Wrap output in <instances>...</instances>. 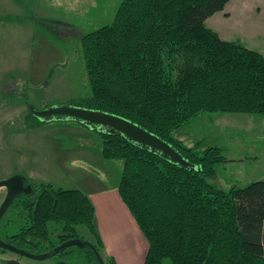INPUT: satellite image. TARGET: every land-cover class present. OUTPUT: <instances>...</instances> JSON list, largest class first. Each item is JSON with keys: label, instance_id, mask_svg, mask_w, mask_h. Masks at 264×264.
Returning <instances> with one entry per match:
<instances>
[{"label": "trees", "instance_id": "trees-1", "mask_svg": "<svg viewBox=\"0 0 264 264\" xmlns=\"http://www.w3.org/2000/svg\"><path fill=\"white\" fill-rule=\"evenodd\" d=\"M227 0H121L112 22L80 39L91 94L66 103L121 116L167 141L193 168L179 166L121 135L97 132L101 154L122 161L116 192L147 241L140 264H264V179L219 188L209 179L224 160L216 145L198 152L173 133L203 111L264 114V56L225 40L205 19ZM28 117L32 119H27ZM25 128L43 121L30 111ZM11 206L26 212L15 244L43 250L84 224L100 253L94 206L76 188L32 184ZM84 264H98L88 246ZM113 264V258L109 257Z\"/></svg>", "mask_w": 264, "mask_h": 264}, {"label": "rangeland", "instance_id": "rangeland-1", "mask_svg": "<svg viewBox=\"0 0 264 264\" xmlns=\"http://www.w3.org/2000/svg\"><path fill=\"white\" fill-rule=\"evenodd\" d=\"M120 2L0 0V179L21 174L31 184L82 189L89 195L104 192L106 202L97 199L96 217L105 231L108 214H114L108 229L114 232L119 226L117 234L106 238L113 254L102 245L100 255L105 263H111L112 257L113 264H140L147 241L135 221L120 214L113 199L122 161L102 156L97 131L75 120L24 127L29 106L43 109L91 94L80 39L111 23ZM204 24L220 38L264 56V0H227ZM173 135L198 152L209 145L220 148L224 160L215 165V176L209 179L219 188L264 179V114L203 111ZM4 196L1 187L0 204ZM25 213L13 206L7 208L0 220V236L17 233ZM47 225L51 240L56 242L59 226L53 222ZM75 229L82 240H95L86 225L78 224ZM9 253L0 256V263L3 257L16 255ZM78 253L72 249L71 263L82 261ZM18 260L20 264L55 262L51 256L37 259L20 254ZM170 263L166 257L160 264Z\"/></svg>", "mask_w": 264, "mask_h": 264}, {"label": "water", "instance_id": "water-1", "mask_svg": "<svg viewBox=\"0 0 264 264\" xmlns=\"http://www.w3.org/2000/svg\"><path fill=\"white\" fill-rule=\"evenodd\" d=\"M29 111L43 122L55 120H75L97 132L121 135L138 147L156 153L172 163L187 168L194 167V164L182 157L181 154L167 141L121 116L75 106L69 103H60L43 109H35L29 106ZM0 187H4L5 189V196L0 204V220L16 196L21 194L27 195L32 193L34 190L32 184L28 181L26 176L21 174H12L8 177L0 179ZM0 246L19 254L37 259L49 257L53 252H57L67 246H88L94 253L98 264H104V261L94 244L90 241L82 240L79 237H72L62 241L56 245L51 252L33 253L27 251L26 249L16 247L10 243H6L1 239ZM5 264L20 263L17 260L8 259L5 261Z\"/></svg>", "mask_w": 264, "mask_h": 264}, {"label": "crops", "instance_id": "crops-1", "mask_svg": "<svg viewBox=\"0 0 264 264\" xmlns=\"http://www.w3.org/2000/svg\"><path fill=\"white\" fill-rule=\"evenodd\" d=\"M1 188V187H0ZM82 192H83V190L82 189H80ZM86 194V193H85ZM105 193L104 192H100V191H98V192H96V193H94V194H92V195H89V194H86L87 196H88V198L91 200V202H92V204H93V206H94V224H95V227H96V231H97V233H98V235L100 236V238H101V241H102V244H103V246H104V249L105 250H107V252L109 253H111V254H113L109 249H108V247H107V241H106V238L107 237H109V236H111V235H115V234H117V232H118V226L116 225L115 227H114V232H112V231H110L108 228L110 227V223L112 222V215H114V214H108L107 215V220H108V222H107V224H106V229H107V231H105V229L103 228V226H102V223H101V220H99L98 218H100L99 216L98 217H96L97 215H96V202H97V199H103V200H101V202H103V203H105L106 201L104 200V195ZM114 197H113V199H115L114 200V202L115 203H117L116 204V207H117V209H118V211H121L120 212V214H124V216H125V218H129L130 219V221H134L133 220V217L130 215V213L128 212V210L126 209V207L124 206V204L120 201V199H119V197H118V195H117V192H116V190H115V194L113 195ZM95 199H96V201H95ZM110 205V204H109ZM128 215H130V216H128ZM116 216V215H115ZM98 219V220H97ZM132 219V220H131ZM114 224H116V223H114ZM121 228V227H120ZM121 230V229H120ZM116 237V236H115ZM146 251V250H145ZM105 252V251H104ZM106 253V252H105ZM109 253V255H111ZM144 254H145V252H144ZM108 255V254H107ZM143 258H144V255H143ZM143 260V259H142ZM115 261V260H114ZM142 262V261H141Z\"/></svg>", "mask_w": 264, "mask_h": 264}, {"label": "flooded vegetation", "instance_id": "flooded-vegetation-1", "mask_svg": "<svg viewBox=\"0 0 264 264\" xmlns=\"http://www.w3.org/2000/svg\"><path fill=\"white\" fill-rule=\"evenodd\" d=\"M28 112H29V108H28ZM24 194H21V195H18L19 197H21V196H23ZM28 195V194H27ZM17 197V196H16ZM14 201V200H13ZM12 201V202H13ZM12 204V203H11ZM11 204L9 205V207L11 206ZM8 207V208H9ZM20 210H22V209H19V211ZM22 211H24V210H22ZM25 212V211H24ZM25 216V217H24ZM23 226L24 225H26L27 224V219H26V213H25V215H23ZM20 229H21V227H20ZM19 229V230H20ZM19 232V231H18ZM17 232V233H18ZM14 234H16V233H14ZM14 234H9V235H5V236H3V237H1L0 236V239L1 240H3L4 242H6V243H10V244H12V245H15L16 247H19V248H23V249H27L29 246H20V245H17V244H15L14 243V241H12L13 239H15V238H13L12 236H14ZM56 235V234H55ZM54 235V236H55ZM55 238H56V242H53V244L52 245H50V246H44L43 248H41V249H43V250H39L38 248H32L31 250H29L30 252H33V253H41V252H51V250L56 246V245H58L59 243H61L62 241H64V240H67V239H69V238H66V239H63V240H59L60 238L58 237V236H55ZM25 247V248H24ZM68 247H77V246H67V247H65V248H63V249H60L59 251H57V252H53L50 256L51 257H53V258H55V262L56 261H58V260H62L61 259V257H59V253L62 251V250H64V249H66V248H68ZM9 251H11V250H9V249H7V248H4V247H1L0 246V256L1 255H3L4 253H9ZM27 251H28V249H27ZM12 252H14V251H12ZM16 253V255H12L11 254V256H9V257H3V260H2V263H0V264H5V261L6 260H8V259H14V260H17L18 262H19V260H18V254L19 253H17V252H15ZM10 254V253H9ZM20 255H23V254H20ZM72 255V254H71ZM27 256V255H26ZM78 257H80L79 256V254H78ZM70 259V258H69ZM69 259H68V261H69ZM80 259L82 260V258L80 257ZM54 262V263H55ZM53 263V264H54ZM76 263H82V264H84V261L82 260L81 262L79 261V262H76Z\"/></svg>", "mask_w": 264, "mask_h": 264}]
</instances>
